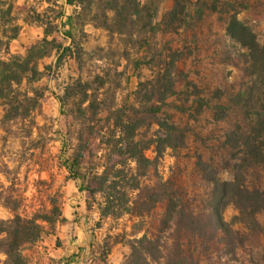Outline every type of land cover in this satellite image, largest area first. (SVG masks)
I'll return each mask as SVG.
<instances>
[{
    "label": "trees",
    "instance_id": "trees-1",
    "mask_svg": "<svg viewBox=\"0 0 264 264\" xmlns=\"http://www.w3.org/2000/svg\"><path fill=\"white\" fill-rule=\"evenodd\" d=\"M208 1L175 0L168 14L169 21L178 26L197 24L209 6L215 8ZM66 2L78 6L66 19L55 2L43 12L35 8L29 12L25 20L40 25L43 36L23 54H18L11 51V42L18 38L22 28L16 21L18 18L12 15L14 2L0 0V108L3 112L0 121L5 126L22 123L26 133L23 138L32 134L33 114L44 97V89L36 83L66 59L82 60L84 49L76 39V27L94 23L119 34L126 33L129 26L137 27L138 34H144L138 40L139 45H150L145 34L154 32L158 26L155 22L158 7L154 0H109L101 14L93 12V0ZM98 19L102 20L98 23L101 25H97ZM60 35L70 38V42L59 40ZM227 35L238 45L236 51L246 64L249 79L243 88L229 96L226 105L218 103L216 107L217 118L229 115L230 111L238 117L224 142L231 158L232 178L223 179L211 165L204 164L209 191L198 208L191 205L172 178H164L159 170L168 150L176 151L187 143L185 128L173 120L166 108L176 93L170 69L159 71L149 84L140 83L141 87L149 85L150 90L147 98L142 99V108L133 115H126L123 108L114 109L113 103L108 104L106 98L99 97L97 91L106 85L101 76L95 77L99 81L97 87L80 77L73 78L66 86L59 97L61 106L67 107L72 102L75 119L90 122L109 109L108 128L101 140L107 150L102 163L82 172L83 154L78 153L66 164L70 176L81 180L79 190L87 193V206H95L99 228L106 220L117 224L129 217L134 221L130 233H107L97 246L91 244L89 250L86 246L78 247L76 253L59 259L58 264H79L81 256L83 264H109V254L117 243L129 249L121 264H201L202 253L225 256L226 264H245L239 255L245 235L236 225L254 223L258 229L257 216L264 213V188L246 184L249 167L264 166V44L236 16L228 22ZM54 53L55 64L42 69L41 60ZM141 63L140 58L134 61L136 67ZM153 125L156 129L151 135L141 133L143 126L150 130ZM1 197L12 215L0 218V264H29L25 250L54 233L57 223L66 220L64 211L58 198L53 196L48 210L23 216L18 212L16 198L10 194ZM230 203L239 213L226 220L224 210ZM159 205L164 210L158 225L147 226V218Z\"/></svg>",
    "mask_w": 264,
    "mask_h": 264
},
{
    "label": "rangeland",
    "instance_id": "rangeland-1",
    "mask_svg": "<svg viewBox=\"0 0 264 264\" xmlns=\"http://www.w3.org/2000/svg\"><path fill=\"white\" fill-rule=\"evenodd\" d=\"M108 1L93 0V12L101 14ZM154 2L158 7L155 21L158 26L154 32L145 34L150 45H139L138 40L144 34H138L137 27L129 26L124 34L94 23L76 27V39L84 49L82 60L66 59L36 83L44 89V97L33 114L32 134L23 138L26 133L22 123L5 126L0 121V218L12 215L1 197L10 194L18 201V212L29 217L36 211L48 210L50 199L55 196L66 219L57 223L54 233L44 236L45 245L25 250L29 264H58L59 259L76 253L83 239L97 246L109 231L117 234L126 226L131 230L134 221L131 218H124L117 224L104 221L99 228L95 206H80L78 185L81 180L70 176L66 164L78 153L83 154L82 172L102 163L107 150L101 140L108 128L109 109L90 122L75 119L71 112L73 103L62 107L59 98L73 78L91 81L97 87L99 81L95 77H103L106 85L97 91L99 97L106 98L108 104L113 103L114 109L123 108L126 115H133L142 108V99L147 98L150 90L149 85L141 87L140 83L149 84L159 71L170 69L176 93L166 108L173 120L185 128L187 143L183 148L166 152L159 166L161 174L164 178H172L195 208L202 205L209 191L204 164L211 165L221 178H232L231 158L224 142L238 117L230 111L229 115L217 118L216 107L218 103L226 105L229 96L243 88L249 78L246 64L237 54L238 45L227 35V26L232 16H236L253 30L256 40L264 44V0H209V5L214 4L215 8L209 6L203 18L193 26L171 24L168 14L175 0ZM27 9L14 8L12 15L18 18L17 23H22L23 12ZM101 21L98 19L97 25H101L98 24ZM40 29L38 24L25 26L23 33L13 41L11 51L23 54L41 38ZM58 37L70 42V38ZM137 58L143 61L138 67L134 64ZM55 62L54 53L42 59L40 67L43 69ZM2 113L0 108V119ZM155 129L154 125L150 130L143 126L140 131L151 135ZM148 154L153 155L152 151ZM246 174L249 187L257 184L264 188V166L249 167ZM84 194L87 195L85 191ZM163 210L164 206L159 205L147 218V226L156 227ZM238 213L239 209L230 203L224 210V217L230 220ZM257 219L258 229L254 223L236 225L245 235V244L239 250L245 264H264V213ZM128 251L123 246L116 248L114 261L119 257L124 260ZM201 257V264H226L227 261L218 253H202Z\"/></svg>",
    "mask_w": 264,
    "mask_h": 264
},
{
    "label": "crops",
    "instance_id": "crops-1",
    "mask_svg": "<svg viewBox=\"0 0 264 264\" xmlns=\"http://www.w3.org/2000/svg\"><path fill=\"white\" fill-rule=\"evenodd\" d=\"M13 2H14V8L17 9V10H19L22 7H28V9L23 12L24 13V17L21 19L22 20V23H20L21 25L24 24L25 26H31V25H34V24L37 25V23H35V22H31V21H26L25 20L26 17L29 15V12H31L33 8H35L38 12H43L50 4H53L55 2L56 8H60L63 11V13H64V19H66L67 16L73 14L78 9V6L76 4H69V3L66 2V0H50V1H48V0H14ZM25 26L21 28V32L19 33V36L23 33V31L25 29ZM40 28L41 29L39 31V33H40L39 37H42L43 36V28L41 26H40ZM16 39H14V40H16ZM13 41L11 42V48H12ZM86 198H87V195L84 194V191H80V194L78 196V199H79V203H80L81 208L84 207V205L87 204L86 203ZM96 213H97V216H98L97 210H96ZM125 218H129V217H125ZM123 219H121V220H123ZM106 221H110V220H106ZM79 226H80L82 232L84 233L85 231L83 229V223L80 222L79 223ZM113 229H116V228H113ZM122 231H126L127 233H130L131 230H129V227L126 226L125 229L122 230ZM122 231H120V232H122ZM87 233H88L87 235L90 236L89 231ZM108 233H111V232L109 231ZM86 241H87V239L86 240L83 239L81 241V243L78 245V247L86 246V249L89 250L90 244H87ZM45 244H46V239L43 237L42 240H40L39 242H37L33 246L42 247V245H45ZM119 246H123V248L124 247L125 248H128L127 246H125L122 243L115 244L113 246L110 254H109V258H108V263L109 264H121L122 263V261H123L122 257L121 258L119 257L117 259V261H114V259H113L114 254H115V249L118 248ZM80 260L81 261H80L79 264H83V262H82V256H81V259Z\"/></svg>",
    "mask_w": 264,
    "mask_h": 264
}]
</instances>
